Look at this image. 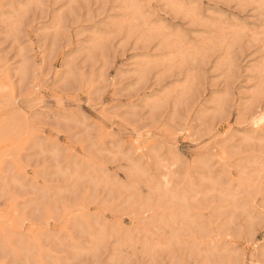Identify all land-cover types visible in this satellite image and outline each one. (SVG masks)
Masks as SVG:
<instances>
[{"label":"rangeland","instance_id":"1","mask_svg":"<svg viewBox=\"0 0 264 264\" xmlns=\"http://www.w3.org/2000/svg\"><path fill=\"white\" fill-rule=\"evenodd\" d=\"M0 264H264V0H0Z\"/></svg>","mask_w":264,"mask_h":264}]
</instances>
